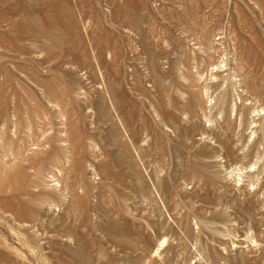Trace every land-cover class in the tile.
<instances>
[{
	"label": "rangeland",
	"instance_id": "obj_1",
	"mask_svg": "<svg viewBox=\"0 0 264 264\" xmlns=\"http://www.w3.org/2000/svg\"><path fill=\"white\" fill-rule=\"evenodd\" d=\"M0 264H264V0H0Z\"/></svg>",
	"mask_w": 264,
	"mask_h": 264
}]
</instances>
